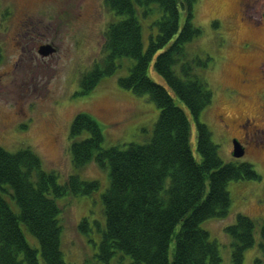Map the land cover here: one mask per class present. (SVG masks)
<instances>
[{
	"label": "trees",
	"instance_id": "16d2710c",
	"mask_svg": "<svg viewBox=\"0 0 264 264\" xmlns=\"http://www.w3.org/2000/svg\"><path fill=\"white\" fill-rule=\"evenodd\" d=\"M197 2L105 0L116 16L105 31L106 56L81 76L78 95L113 75L127 57L135 62L119 78L120 86L147 96L160 110L144 143L106 147L101 124L87 112L76 114L71 123L74 166L81 169L94 162L108 173L101 194L105 227L97 254L106 264L117 253L130 257V264H221L219 246L202 223L230 214V181L261 179L251 162H226L201 120L214 91L204 73L212 57L193 56L187 49L203 32L194 22ZM154 11L160 15L149 24L144 47L140 17L147 19ZM151 69L163 82L152 78ZM100 186L99 180L78 173L61 181L30 146L17 151L0 146V264H73L61 249L58 199L91 196ZM88 225L85 219L80 228L87 231ZM256 226L255 219L242 213L226 226L234 264H244L245 251L256 242ZM24 229L39 241V249L29 244ZM260 241L262 257L254 264H264V220Z\"/></svg>",
	"mask_w": 264,
	"mask_h": 264
},
{
	"label": "rangeland",
	"instance_id": "374dc122",
	"mask_svg": "<svg viewBox=\"0 0 264 264\" xmlns=\"http://www.w3.org/2000/svg\"><path fill=\"white\" fill-rule=\"evenodd\" d=\"M239 2L242 0H198L194 22L203 32L187 45L193 56L212 57L204 73L214 97L201 120L211 129L222 158L226 162H251L261 175L260 180L230 181V214L202 223L219 246L221 264H234L233 239L225 228L236 221L239 213L257 221L256 242L245 251L244 264H254L257 256L262 257L264 151L243 142L239 125L242 116H249L258 128H264L262 78L253 87L240 82L243 65L251 66L253 74L260 76L264 0H251L249 8ZM159 15L154 11L147 19L140 17L144 47L149 43V24ZM24 20H30V24L22 25ZM114 20L116 16L105 0H0V146L9 151L30 146L41 156L45 168L57 173L61 181L78 173L83 179L101 183L91 196L58 199L62 209L61 249L65 260L73 264H106L97 254L105 227L101 194L109 183L107 170L94 162L81 169L74 166L70 151L74 117L80 112L91 114L101 124L104 144L109 147L148 141L160 113L147 96L120 86L119 78L127 76L135 62L127 57L118 60L121 67L113 75L104 77L89 93L78 95L81 76L106 56L105 31ZM39 43H51L56 52L42 58L36 49ZM150 74L163 82L153 69ZM261 137L257 134L256 138ZM235 138L247 146L240 158L232 153ZM192 144L195 148V128ZM85 219L87 231L80 228ZM24 232L29 244L39 249V241L27 229ZM130 262V257L117 253L108 264Z\"/></svg>",
	"mask_w": 264,
	"mask_h": 264
},
{
	"label": "flooded vegetation",
	"instance_id": "af4514ba",
	"mask_svg": "<svg viewBox=\"0 0 264 264\" xmlns=\"http://www.w3.org/2000/svg\"><path fill=\"white\" fill-rule=\"evenodd\" d=\"M239 3L241 5H244V7H246V8H249L251 5V0H245V1L242 0V2H239ZM26 24H30V20H24L22 25H26ZM44 44H51V43H39L36 47L37 51L39 50V47L44 45ZM55 52H56V49L53 52V54ZM53 54H51L50 56H53ZM46 57L47 56H45V57L42 56V58H46ZM240 67H242L241 68L240 82L243 86L253 87L260 82L261 78H262V84H264V58L262 60V66H259L260 67V69H259L260 76L259 77L256 76L255 74H253L254 69L251 66L243 65ZM262 100H264V93H262ZM240 120L243 121L242 124L239 125L240 131L243 132V142L247 143V145L249 144V147H254L257 149L259 148V149H262V151H264V128H258V126L255 122V119L253 117L242 116ZM257 134H261L262 137L257 139L256 138ZM258 140H260L261 145H259ZM243 142H241V143L244 146L245 144Z\"/></svg>",
	"mask_w": 264,
	"mask_h": 264
},
{
	"label": "water",
	"instance_id": "95a60500",
	"mask_svg": "<svg viewBox=\"0 0 264 264\" xmlns=\"http://www.w3.org/2000/svg\"><path fill=\"white\" fill-rule=\"evenodd\" d=\"M38 51L42 56H47L54 51V48L50 44H44V45L39 47ZM232 153H233V156L236 158H240V157L244 156V154H245V148L237 138H235V140H234V146H233V152Z\"/></svg>",
	"mask_w": 264,
	"mask_h": 264
}]
</instances>
